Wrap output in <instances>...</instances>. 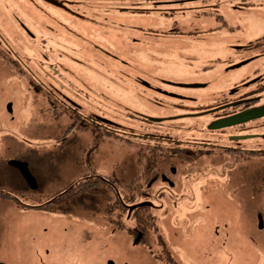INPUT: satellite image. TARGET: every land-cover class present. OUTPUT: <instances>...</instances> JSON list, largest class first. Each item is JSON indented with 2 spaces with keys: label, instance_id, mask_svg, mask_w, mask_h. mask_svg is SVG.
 Here are the masks:
<instances>
[{
  "label": "flooded vegetation",
  "instance_id": "1",
  "mask_svg": "<svg viewBox=\"0 0 264 264\" xmlns=\"http://www.w3.org/2000/svg\"><path fill=\"white\" fill-rule=\"evenodd\" d=\"M114 3L128 16L132 31L140 29L143 37L173 41L163 50L165 54L180 55L188 66L203 64L192 72H170L172 77H166L165 70L158 75H133L132 89L147 96L148 103L138 109L123 108L120 123L86 97L82 99L88 107L58 95L53 84H45L71 116L54 138L59 150L73 134H89L91 139L81 145L82 156L76 158L83 171L62 190L39 199L32 194L29 204H21L24 187L17 183L15 191L0 188V199L12 203L9 209L25 214L35 209L37 215L46 212L57 217L48 226L64 231L56 238L42 237L34 235V228L29 240L21 244L25 251L13 264H264V30L233 38L224 16L232 11L241 22L248 15L251 21L264 19V0ZM135 18L142 23L135 25ZM208 18L218 25L204 23ZM224 37L226 62L215 56L222 49L208 42ZM200 42L207 47V56L198 49ZM1 49L5 48L0 45ZM234 72L243 74L235 78ZM183 131L189 133L185 138L178 135ZM112 137L135 144L127 151L126 165L132 172L126 178L114 172L105 175L99 167V146ZM16 159L27 163L40 186L39 177L46 173L35 170L25 157ZM9 160L4 163L10 179L16 184L14 176H18L30 193L37 190L38 186L29 187ZM217 177L227 182L236 177L237 184L213 195L207 180ZM201 179L204 183L198 188L195 181ZM202 187L205 194L200 197ZM166 216H174L175 222L161 223L159 219ZM1 225L5 227L4 222ZM34 225L41 230L38 221ZM1 253L0 264H12Z\"/></svg>",
  "mask_w": 264,
  "mask_h": 264
},
{
  "label": "rangeland",
  "instance_id": "2",
  "mask_svg": "<svg viewBox=\"0 0 264 264\" xmlns=\"http://www.w3.org/2000/svg\"><path fill=\"white\" fill-rule=\"evenodd\" d=\"M0 13V45L5 48L0 51V188L15 191L17 183L24 187L21 204H29L32 194L39 199L62 190L83 171L76 158H81V145L87 144L88 137H91L89 134L88 137L73 134L59 150L54 138L60 136L71 116L55 93L67 95L88 107L83 103L84 96L90 104H97L104 112L107 111L105 115L110 119H118L120 123L123 121L119 117L123 108L138 109L148 103L147 96L143 98L142 94L132 89L133 75L147 72L158 75L163 74L164 70L169 75L170 72L178 75V71L192 72L196 65L201 67L203 64L201 61L194 63V66L185 65L187 60L180 55L163 52L173 41L143 37L140 29L132 31L131 21L118 10L114 0L113 3L108 0H0ZM224 16L233 38L239 35L254 36L264 30V25H261L264 19L254 18L251 21L248 15L241 22L232 16V11H227ZM141 23V19L135 18V25ZM204 23L216 26L219 22L208 18ZM222 41L225 42V37L222 40H208L220 49ZM199 45L197 48L204 50L202 53L207 56V47L203 42ZM171 46L178 50V46ZM197 48L193 51H197ZM224 52L223 49L219 50L215 56H222L226 62L228 55ZM223 66L218 64L217 67ZM242 72H234L235 78L245 71ZM169 75L165 76L172 77ZM49 83L55 86V93L46 87ZM72 91L78 92L81 97ZM8 103L11 113L6 108ZM90 110L100 113L99 109ZM188 134L183 131L178 135L185 138ZM129 144L113 137L101 143L96 157L98 163L102 159L99 167L104 170L101 171L103 174L114 172L121 178L131 174V168L126 165L130 158L127 151L133 150L131 146L135 144ZM20 157L32 162L35 170L46 173L39 177L38 189L31 193L18 176H14L15 184L8 176L10 170L5 167L6 160ZM36 162L39 164L37 168ZM224 179L217 177L207 180L212 186L213 195L227 192L237 184L236 177L228 182ZM203 183V179L195 181L197 187ZM204 189L202 187L200 197L204 196ZM3 199L5 201L0 199V225L4 222L5 227L1 225L0 228V251L1 255L9 256L12 264L14 258L25 251L21 244L29 240L34 228V235L42 237L56 238L64 232L59 226H48L57 217L46 212L37 215L39 212L35 214V209L21 213L9 209L7 205L12 203L6 202L8 198ZM13 203L16 204L15 198ZM170 217L159 220L161 223L175 222L176 218ZM37 221L41 230L34 225ZM44 229L48 230L44 232Z\"/></svg>",
  "mask_w": 264,
  "mask_h": 264
},
{
  "label": "water",
  "instance_id": "3",
  "mask_svg": "<svg viewBox=\"0 0 264 264\" xmlns=\"http://www.w3.org/2000/svg\"><path fill=\"white\" fill-rule=\"evenodd\" d=\"M6 108H8V111L11 112V108H10V103L7 104ZM9 164L15 166L20 173H22L26 183L29 185V187L31 188H36L37 187V183L36 180L34 179L33 175L31 173H29L28 167H27V163L23 162V161H19L17 159H10Z\"/></svg>",
  "mask_w": 264,
  "mask_h": 264
}]
</instances>
